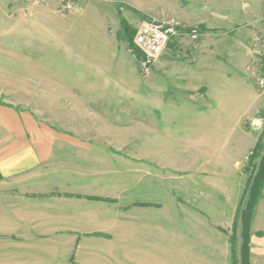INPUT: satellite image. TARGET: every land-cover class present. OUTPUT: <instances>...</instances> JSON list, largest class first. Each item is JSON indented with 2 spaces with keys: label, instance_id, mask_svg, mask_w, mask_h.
<instances>
[{
  "label": "rangeland",
  "instance_id": "obj_1",
  "mask_svg": "<svg viewBox=\"0 0 264 264\" xmlns=\"http://www.w3.org/2000/svg\"><path fill=\"white\" fill-rule=\"evenodd\" d=\"M89 2L0 0V264H128L127 233L155 230L165 264L170 236L201 221L242 264L236 217L259 158L236 164L229 149L235 128L264 138V110L213 108L233 100L219 85L261 92L250 81L263 0H116L119 49L100 70L79 64L72 38ZM146 20L178 23L149 67L134 50ZM147 241L140 257L155 256Z\"/></svg>",
  "mask_w": 264,
  "mask_h": 264
},
{
  "label": "crops",
  "instance_id": "obj_2",
  "mask_svg": "<svg viewBox=\"0 0 264 264\" xmlns=\"http://www.w3.org/2000/svg\"><path fill=\"white\" fill-rule=\"evenodd\" d=\"M115 2L116 0H90L89 4L79 9L80 12L75 17L77 22L73 27L74 33L72 36L76 47L79 48V53H77L80 59L79 64L85 63L91 69L94 66L97 68L96 70L106 68L102 63L107 61L108 56H114L115 52H117L115 47L117 50L119 49L118 44L121 40V25L118 17V7L121 6L123 8L124 5L119 6ZM203 12L209 14L212 11L210 7L206 5L203 8ZM68 38L70 39L71 37L68 36ZM82 46L89 47V49H84L85 54H82ZM106 46H110L111 48L107 49ZM208 48L209 49L207 50H210V46ZM103 49H105V51H103ZM254 57L255 49L253 51V63H255ZM256 78L257 77H255L253 81H250L254 83L255 88H257ZM219 82L223 85L225 79H219ZM241 82L242 80L238 82L239 87L233 91L231 89L228 91L226 85H219L218 96L222 98L221 100H225V96H227V94H229L233 100L228 105L226 104L223 106L221 101H217L216 103L218 107L216 106L213 109L219 108L221 110L229 109L230 111H237L242 108L240 100L243 101L242 99H244L247 100L246 110L249 109L250 114H255L259 110H264V91H261L259 94H246L240 84ZM244 93L246 95L242 96ZM216 119L217 121H215ZM216 119H212V121L214 120L213 123L215 126L222 127L227 124L226 118L218 117ZM205 122L210 124V121ZM260 122L261 121H258V124H261ZM235 129L237 131V136L232 141L230 145L231 147L229 146V151L233 156V161L238 164L243 159L245 160L249 157L258 141V137L254 134H247L237 128ZM234 135L235 134H232V138H234ZM221 149L223 150V148ZM221 149L218 151L221 152ZM195 226L197 228H194L193 225V228L188 230L186 235L180 236L176 233V236H170L174 245L171 246L170 262H165V264H232L231 247L224 244L211 245L209 240L210 235L208 225L201 221V224L198 223ZM250 231L251 239L249 248V264H264V188L262 190L261 198L258 200L255 208ZM146 233H148V236L146 235L147 238L142 235L143 233H137L136 235L127 233V237L131 238L125 246L128 254V264H144L145 261H150L149 264H152L153 260L154 264H163L162 249L161 247H157V245H161L162 236L163 238L166 236L162 235L163 233L160 230H155L153 233ZM259 233L262 234L259 235ZM184 237L186 240H184ZM150 238H153L154 241H151ZM143 240H148L150 246L154 245V257L150 256V259L148 256L140 257L141 254H147L148 252L151 253L150 247L147 246L146 250L142 247ZM137 244L139 248L136 247Z\"/></svg>",
  "mask_w": 264,
  "mask_h": 264
},
{
  "label": "built area",
  "instance_id": "obj_3",
  "mask_svg": "<svg viewBox=\"0 0 264 264\" xmlns=\"http://www.w3.org/2000/svg\"><path fill=\"white\" fill-rule=\"evenodd\" d=\"M47 3L51 0H38ZM79 0H60L63 11H73L78 7ZM178 23H159L155 20L143 21L137 28L135 42L144 54L143 65L149 67L162 54L172 35L176 33ZM193 37L197 31L193 30ZM254 61L260 67V75L256 78V86L264 91V28L261 30L255 47Z\"/></svg>",
  "mask_w": 264,
  "mask_h": 264
},
{
  "label": "trees",
  "instance_id": "obj_4",
  "mask_svg": "<svg viewBox=\"0 0 264 264\" xmlns=\"http://www.w3.org/2000/svg\"><path fill=\"white\" fill-rule=\"evenodd\" d=\"M120 13V12H119ZM122 27L126 36L130 37V42L132 44L133 32L129 24L121 19ZM138 56H143L140 49H134ZM262 118L264 119V112L262 113ZM264 132V129H263ZM255 158H259L258 163L256 162L253 166V170L248 179L245 187L242 200L237 212L236 223L241 226V236L243 238L242 250L240 252L242 258V264H249V248L251 239V222L255 212V208L258 200L261 198L262 190L264 188V138L262 135L259 136L258 141L249 156V165L252 164ZM246 166L245 171L250 169V166ZM262 233H259L261 235Z\"/></svg>",
  "mask_w": 264,
  "mask_h": 264
}]
</instances>
